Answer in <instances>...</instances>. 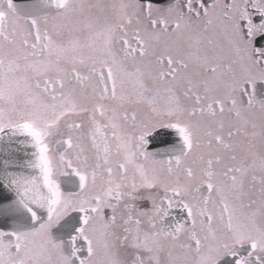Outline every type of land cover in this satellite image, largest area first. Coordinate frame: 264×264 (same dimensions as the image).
Wrapping results in <instances>:
<instances>
[{
	"label": "snow or ice",
	"instance_id": "snow-or-ice-1",
	"mask_svg": "<svg viewBox=\"0 0 264 264\" xmlns=\"http://www.w3.org/2000/svg\"><path fill=\"white\" fill-rule=\"evenodd\" d=\"M0 264H264V0H0Z\"/></svg>",
	"mask_w": 264,
	"mask_h": 264
},
{
	"label": "flooded vegetation",
	"instance_id": "flooded-vegetation-1",
	"mask_svg": "<svg viewBox=\"0 0 264 264\" xmlns=\"http://www.w3.org/2000/svg\"><path fill=\"white\" fill-rule=\"evenodd\" d=\"M16 2L18 3V5L23 6V5L27 4V3H30L31 0H16ZM155 2H157V3H163L164 0H155Z\"/></svg>",
	"mask_w": 264,
	"mask_h": 264
}]
</instances>
